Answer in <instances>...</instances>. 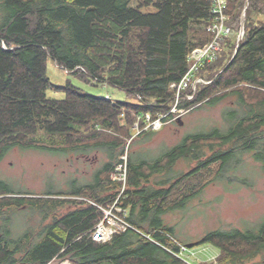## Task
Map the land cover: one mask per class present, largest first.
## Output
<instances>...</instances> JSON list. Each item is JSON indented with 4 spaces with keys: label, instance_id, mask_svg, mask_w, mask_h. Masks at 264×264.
Wrapping results in <instances>:
<instances>
[{
    "label": "trees",
    "instance_id": "16d2710c",
    "mask_svg": "<svg viewBox=\"0 0 264 264\" xmlns=\"http://www.w3.org/2000/svg\"><path fill=\"white\" fill-rule=\"evenodd\" d=\"M132 2L0 0V161L14 148L63 152L67 146L109 157L95 181L72 192L27 198L0 183V264H194L179 256L187 243L165 223L166 213L185 208L214 165L219 178L244 153H253L264 168V0H227L233 34L195 75L209 83L198 84L195 92L190 86L179 101V108L190 111L236 96L244 114H226L231 122L225 132L189 136L151 161L126 153L127 141L137 123L141 133H148L139 117L150 114L156 120L173 109L171 86L189 71L192 51L211 41L207 28L214 18L211 0ZM149 7L155 12L142 11ZM242 25L245 35L237 42ZM49 60L79 80L111 85L133 100L94 96L70 82L57 86L48 77ZM49 90L66 96L49 98ZM212 144L224 151L208 157L206 147L217 149ZM125 155L127 187L118 205L128 211L126 220L134 229L101 244L90 232L105 218L101 208L121 194V183L111 176ZM184 159L199 167L176 174L177 162ZM154 176L160 177L156 186ZM26 205L44 212V218L38 228L29 226L15 236L10 220ZM67 205L73 209L58 215ZM200 245L218 250L211 264H247L264 255V222L257 229L212 231Z\"/></svg>",
    "mask_w": 264,
    "mask_h": 264
},
{
    "label": "rangeland",
    "instance_id": "374dc122",
    "mask_svg": "<svg viewBox=\"0 0 264 264\" xmlns=\"http://www.w3.org/2000/svg\"><path fill=\"white\" fill-rule=\"evenodd\" d=\"M136 4V0H133L132 5ZM142 11L152 13L155 12V8L149 7ZM240 34L241 31L237 36V42L240 41ZM47 73L52 83L57 86H65L70 82L94 96L109 97L117 101L133 100L124 91L111 85H93L79 80L52 60L48 61ZM47 95L58 100L66 96L64 92L54 90H49ZM237 110H241V113ZM243 110L236 96H228L215 105L206 104L200 108H193L183 115L176 113L159 131L146 130L147 134L141 133L139 131L141 129L135 125L133 129L135 135L127 141L125 151L134 153L138 161L154 160L189 136L210 135L215 130L225 132L231 122L225 119V115L237 111L241 116L245 112ZM212 145L217 149L206 147L205 153L208 157L217 150L224 151V148ZM205 159L207 158H203ZM240 159L236 167L228 166L230 168L219 178H216L218 164L208 168L206 181L198 187L200 192L195 198L185 208H175L164 216L165 223L174 227L179 241L195 244L191 252L187 253L190 256H186L194 264L216 263L218 250L211 245H200L208 233L217 230L257 229L264 222L263 164L254 158L253 153H244ZM108 160V154L104 151L95 150L87 156L84 152L73 150L71 146H67L63 152L14 148L0 161V183L21 193L16 195L19 197L43 198L47 192H72L95 181V173L102 169ZM197 167L199 162L184 159L177 162L175 170L176 174L180 175L190 173ZM115 178L116 172L111 176V179ZM159 179L160 177L154 176L151 184L156 186ZM108 206L105 209L114 205ZM121 208H118L119 212L115 209V214L126 219L128 211L123 208L122 211ZM72 209L71 205H67L59 208L57 214L64 215ZM44 215L39 209L30 210L27 205L19 207L18 212L10 220L9 228L15 236H20L29 226L38 228ZM50 221L51 218L45 224ZM1 223H4L2 219ZM260 262L264 263V255H259L247 264ZM62 264L71 262L67 260Z\"/></svg>",
    "mask_w": 264,
    "mask_h": 264
},
{
    "label": "built area",
    "instance_id": "2783aa9c",
    "mask_svg": "<svg viewBox=\"0 0 264 264\" xmlns=\"http://www.w3.org/2000/svg\"><path fill=\"white\" fill-rule=\"evenodd\" d=\"M226 9L227 0H211V12L213 14L214 20L207 28V31L212 35L211 41L204 47L196 48L192 51L190 55L192 64L189 71L179 83L172 84L171 87L176 91V101L170 113L167 115H161L156 120H154L150 114H147L145 117H139V121L143 120L146 123L145 130L159 131L163 128L169 115H175L176 113H181V115H183L187 113L189 110L179 108V101L182 97V93L189 89L190 86H193V90L195 92L198 84L209 83L201 77L196 78L195 75L198 72L199 67H201L206 61H213L217 58L218 53L222 50L224 40L233 34V31L227 25L229 17L226 13ZM107 99H109V97H107ZM187 99L192 100L193 95H188ZM136 128L139 129V123L136 124ZM118 167L115 171L116 178L114 180L122 184V192L118 199L112 204L114 205L113 207L107 209L101 208L105 213L103 223H101L99 226H96L90 232V238L101 244L109 242L115 234L125 232L129 228H133L126 219L120 217L118 214H115L114 211L115 209L118 211V208H121L118 205V201L127 187V156L122 157V162ZM121 210L123 211L122 208ZM190 252L191 249L183 246L179 256L185 260L186 256H190L187 255V253Z\"/></svg>",
    "mask_w": 264,
    "mask_h": 264
},
{
    "label": "water",
    "instance_id": "95a60500",
    "mask_svg": "<svg viewBox=\"0 0 264 264\" xmlns=\"http://www.w3.org/2000/svg\"><path fill=\"white\" fill-rule=\"evenodd\" d=\"M247 9V8H246ZM245 35V31H244V25H242V30H241V34H240V37H239V40H241ZM195 244L192 243V244H187L186 247H188L189 249L193 248Z\"/></svg>",
    "mask_w": 264,
    "mask_h": 264
},
{
    "label": "bare ground",
    "instance_id": "6f19581e",
    "mask_svg": "<svg viewBox=\"0 0 264 264\" xmlns=\"http://www.w3.org/2000/svg\"><path fill=\"white\" fill-rule=\"evenodd\" d=\"M113 180H114V179H113ZM114 181H116V180H114ZM102 223H103V222H102ZM100 224H101V223H100ZM100 224H99V225H100ZM99 225H98V226H99Z\"/></svg>",
    "mask_w": 264,
    "mask_h": 264
},
{
    "label": "flooded vegetation",
    "instance_id": "af4514ba",
    "mask_svg": "<svg viewBox=\"0 0 264 264\" xmlns=\"http://www.w3.org/2000/svg\"><path fill=\"white\" fill-rule=\"evenodd\" d=\"M3 223L0 224V226L2 225Z\"/></svg>",
    "mask_w": 264,
    "mask_h": 264
}]
</instances>
